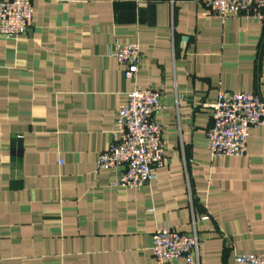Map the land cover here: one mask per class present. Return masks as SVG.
Here are the masks:
<instances>
[{"label": "crops", "instance_id": "obj_1", "mask_svg": "<svg viewBox=\"0 0 264 264\" xmlns=\"http://www.w3.org/2000/svg\"><path fill=\"white\" fill-rule=\"evenodd\" d=\"M32 3L31 29L0 36V264H156L162 225L197 230L199 264L264 252V124L243 156L207 149L218 91L264 99V19L197 0ZM127 42L142 52L134 79L112 55ZM135 84L165 104V163L139 190L96 168Z\"/></svg>", "mask_w": 264, "mask_h": 264}, {"label": "built area", "instance_id": "obj_2", "mask_svg": "<svg viewBox=\"0 0 264 264\" xmlns=\"http://www.w3.org/2000/svg\"><path fill=\"white\" fill-rule=\"evenodd\" d=\"M221 19L232 15L264 19V0H197ZM34 21L32 0H0V36L17 39L26 34ZM126 79H134L142 59L138 42L117 43L112 49ZM212 107V125L207 130L210 158L243 156L252 128L264 124V99L254 92L218 91ZM165 108L163 93L138 84L127 93L117 110L113 140L99 154L97 170L118 172L115 186L139 190L157 179V169L166 158V141L156 114ZM204 216L202 219H208ZM201 239L196 229L182 232L158 226L152 236L151 251L156 264H171L185 258L199 264ZM234 264H264V252L237 254Z\"/></svg>", "mask_w": 264, "mask_h": 264}]
</instances>
